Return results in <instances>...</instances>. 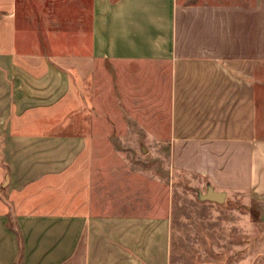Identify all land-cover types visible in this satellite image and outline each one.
I'll return each mask as SVG.
<instances>
[{
    "label": "crops",
    "instance_id": "crops-1",
    "mask_svg": "<svg viewBox=\"0 0 264 264\" xmlns=\"http://www.w3.org/2000/svg\"><path fill=\"white\" fill-rule=\"evenodd\" d=\"M100 103L264 221V0H0V264H170L169 199L102 189Z\"/></svg>",
    "mask_w": 264,
    "mask_h": 264
},
{
    "label": "rangeland",
    "instance_id": "rangeland-1",
    "mask_svg": "<svg viewBox=\"0 0 264 264\" xmlns=\"http://www.w3.org/2000/svg\"><path fill=\"white\" fill-rule=\"evenodd\" d=\"M109 104L100 103L98 108L102 124L100 138L95 141L102 149L99 158L101 166L105 167L100 168L101 183L106 185L102 189L113 191L114 187L109 188V185H117L115 191L119 195L131 191L134 195L158 194L169 199L172 210L170 264H233L237 258L236 246L249 239L240 232L242 228L257 230L255 238L264 244V221L244 220L245 210L237 198L229 202L202 200L208 188L206 179L172 169L169 157L157 154L160 141L123 140L116 134L106 139L104 133L111 131L110 110L119 112L112 116L115 119H120L124 113L123 108H110ZM164 147L162 151L167 152Z\"/></svg>",
    "mask_w": 264,
    "mask_h": 264
},
{
    "label": "water",
    "instance_id": "water-1",
    "mask_svg": "<svg viewBox=\"0 0 264 264\" xmlns=\"http://www.w3.org/2000/svg\"><path fill=\"white\" fill-rule=\"evenodd\" d=\"M203 199H210L217 202H222L225 199L224 191H217L208 187L206 193L202 196Z\"/></svg>",
    "mask_w": 264,
    "mask_h": 264
},
{
    "label": "trees",
    "instance_id": "trees-1",
    "mask_svg": "<svg viewBox=\"0 0 264 264\" xmlns=\"http://www.w3.org/2000/svg\"><path fill=\"white\" fill-rule=\"evenodd\" d=\"M16 264H20V260H19V257H18V259H17V262H16Z\"/></svg>",
    "mask_w": 264,
    "mask_h": 264
}]
</instances>
